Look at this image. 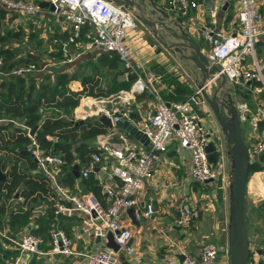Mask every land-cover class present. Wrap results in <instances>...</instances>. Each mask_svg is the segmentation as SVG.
I'll return each instance as SVG.
<instances>
[{
	"label": "built area",
	"instance_id": "2783aa9c",
	"mask_svg": "<svg viewBox=\"0 0 264 264\" xmlns=\"http://www.w3.org/2000/svg\"><path fill=\"white\" fill-rule=\"evenodd\" d=\"M47 1L54 6L52 13L69 24V42L77 45L82 27L88 24L91 29L87 34L86 48L103 47L104 50L115 53L126 75L134 76L130 87L119 92L120 104H112L113 100L109 97L99 100L95 97L90 109L79 111L76 118L86 120L104 113L111 118L114 126L79 170L81 178H88L94 173V179L100 185L104 199L99 198L91 189L71 191L63 185L60 180L64 166L61 154L47 150L35 137V133H30L32 129L26 128L29 140L25 151L35 161L34 173L46 177L51 190L56 194L54 214L82 215V230L95 241V246L85 252L81 264H117L118 251L106 246L107 236L112 233L119 250L125 248L128 254L132 252L127 243L133 234L124 225L123 215L130 207L140 208L139 193L145 182L152 177L157 156L167 150L169 140L176 138L179 146L189 151L190 176L198 182L223 179L225 176L229 178L225 173L224 150L221 149L216 162H209L206 146L212 140L213 132L200 121L201 116L209 114V109L199 91L189 94L183 100L167 104L160 97L157 87L163 83V74L135 63L126 40L128 31L136 30L137 24L134 13L128 7L118 5L112 0ZM220 2L221 0H212L213 16L221 8ZM169 5L171 10L180 15L198 7L194 0H169ZM0 8L24 16H33L42 10L38 2L33 0H0ZM237 19L239 27L234 33L217 34L210 24L201 28L199 33L210 46L207 52L210 61L219 66L228 82L241 86L253 81L259 83L252 88L254 108H250L247 103H242L237 108L240 122L248 123L255 134L254 143L248 148L252 161L254 156L264 150V95L261 97L264 94V75L256 55V42L264 33L259 0H238ZM44 70V66H38L35 62L7 68L5 58L0 56V78L28 76ZM142 93L152 97L153 105L145 109L140 119L134 123L129 100ZM121 117L133 123L146 136L150 144L148 150L136 147L128 133L115 128V122ZM210 133L212 136L208 137ZM47 137L54 139L52 136ZM154 212V204L147 202L135 217L150 218ZM196 215L194 207L183 199L180 215L175 223L186 227ZM29 229L21 232L17 240L9 236L7 228L0 231V237L8 238L14 244L15 254L10 264H27L31 256L39 253L46 243L45 237ZM48 242L52 253L69 255L73 252L71 237L61 228L50 230ZM218 253V246L208 241L202 245L198 254L182 252L183 258L179 259L178 264H216ZM225 253L228 260L227 247ZM259 259L264 264V249L260 252Z\"/></svg>",
	"mask_w": 264,
	"mask_h": 264
},
{
	"label": "crops",
	"instance_id": "0c3cea01",
	"mask_svg": "<svg viewBox=\"0 0 264 264\" xmlns=\"http://www.w3.org/2000/svg\"><path fill=\"white\" fill-rule=\"evenodd\" d=\"M33 1L39 4L44 0ZM151 1L163 12L169 14L170 20L176 18L182 27L189 29L191 36L199 42L201 50L204 52L208 51L210 47L199 33L205 25H212L215 32L220 35L234 33L239 27L237 19L238 0H221L220 5L221 7L225 5V9L219 8L216 14L214 16L211 14L210 17L207 15V4L210 0H194L198 3V7L189 9L185 15L177 14V12L171 10L169 0ZM259 10L264 20V0H259ZM153 16L149 15L148 18L162 17L158 12L154 13ZM90 29L91 27L88 24L82 27L80 38L77 45H75L68 40L70 34L69 24L63 18L53 14L49 8H42L39 13L33 16H24L0 8V49L8 48L5 42L9 39L14 40L11 36H15L16 32L20 36H24L27 51L17 53L13 59L31 57L35 63H42L46 70L22 76L28 82L30 78H33L37 89L41 83H53L56 75L60 72L76 75L77 80L71 82V88L74 90L81 89L80 79L87 75L94 76L95 79L98 78L104 88L105 83H108L107 77H101L100 72L94 71L92 68L98 64V54L104 49L100 47L86 48L87 34ZM157 30L166 40L168 39V43L172 41L168 32L159 26ZM150 35L149 38L143 37L140 31L136 29L129 31L127 40L131 45V49L145 61V63L137 64L163 74V83L157 85L160 97L165 102L185 99V95L178 94L176 89L178 84L187 87L191 93L199 91L201 75L194 63L191 60L180 58L178 52L174 53L167 50L156 36ZM256 51L259 52L260 57L256 55L264 75V33L259 36L256 42ZM104 73L106 76L107 68ZM15 77H6L5 79ZM127 77L128 75L124 72L119 74L117 79L125 80ZM215 82L218 84L220 79H216ZM258 84L257 81H253L246 86H241L227 81L226 89H232L230 93L233 95L232 99L237 108L240 104L247 103L253 109L252 95L254 93H252V88ZM210 86V91H212L213 87ZM120 91L108 96H100L111 98L113 100L112 104H120V98L118 97ZM263 95L261 94V97ZM147 96L142 100L137 99V96L129 100L134 112L132 114L134 123L138 121V117H141L145 109L153 105L152 97L148 94ZM83 97L91 98H84L85 100L82 102L80 98L79 105L71 114L73 120H79L76 119L79 111L90 109L91 104L94 102L93 98L98 96L85 95ZM205 115L207 116L206 125L209 131H216L218 127L212 114L207 113ZM243 123L246 122L241 124ZM109 132L110 130L107 129V132L98 134L95 139L90 141L91 146L99 148L100 143L104 141L106 134ZM129 137L133 145L145 149L142 142L133 136ZM243 139L247 148H249L255 140V134L251 132L245 138V133H243ZM2 154L0 153V157L3 156ZM225 165L229 166L228 163ZM227 166L225 173L229 175ZM30 167H32L30 170L34 173L35 166ZM190 167L189 151L180 147L176 138H171L167 150L158 154L153 165V175L145 182L138 196L140 208L143 207L144 203L152 202L155 206V212L150 218L141 217L137 219L135 214L139 212L140 208H134V220L132 214L127 210L125 211L123 223L131 229L133 234L127 247H130L132 252L128 254L125 248L118 250L117 264H178L182 252L198 254L202 245L208 241L218 242L224 247V254L218 256L216 264H228L225 248L227 247L229 213V178L225 176L223 179L217 178L209 182H198L190 176ZM62 175L64 176L65 172H61L60 178H63ZM62 184L71 191L87 189L80 177L72 185L66 184L64 181H62ZM17 192L19 193V191ZM15 194L12 197L15 205L10 209L23 207L24 198L21 196L14 197ZM97 195L99 198L104 199L101 187L97 190ZM183 199H186L197 212V215L186 227L175 223L180 215ZM246 199L248 264H261L259 254L264 249V170L249 174ZM48 207L49 204L45 200L34 203L31 207L29 222L22 224L21 227L11 228L8 218L10 209H6L7 206H5L6 211L0 216V221L4 228H7L8 233H12L13 239L17 238V233L21 234L29 228L32 232L43 236H47L51 229L61 228L71 237L73 250L71 254L52 253L50 244L46 241L40 252L33 254L27 264H81L85 252L95 246V241L82 230L83 216L78 213H65V215L58 217L53 213L54 216H49ZM13 246V243H8L5 239L0 238V264L11 263L12 257L6 258V250L13 249ZM8 255L10 256V254Z\"/></svg>",
	"mask_w": 264,
	"mask_h": 264
},
{
	"label": "trees",
	"instance_id": "16d2710c",
	"mask_svg": "<svg viewBox=\"0 0 264 264\" xmlns=\"http://www.w3.org/2000/svg\"><path fill=\"white\" fill-rule=\"evenodd\" d=\"M0 56L5 58L7 68L34 62L31 57L13 59L14 54L8 48L0 49ZM92 68L100 72L101 77H107L108 83H105V89L98 78L87 75L80 79L81 89L74 90L71 88V82L77 80V77L75 74L66 72L58 73L53 83H41L38 89L35 88L33 78H30L29 82L22 76L11 79L0 78V153H3L0 157V170L6 176L4 180H0V199L4 201L13 197L17 191L19 196L24 198L23 207L8 211L11 228L27 224L31 216V207L39 201H47L49 216H54V203L57 200L49 180L30 170L32 169L30 166H36V164L33 158L25 153V146L29 140L26 128H36L35 137L42 146L52 153L61 154L65 175H62L63 178L61 177L60 180L72 185L77 179L73 172L74 165H77L79 170L82 169L92 152L97 149L91 146L90 141L98 134L107 132V129L98 121L80 123L79 120L71 118L73 110L79 105L80 98L85 95L108 96L128 89L134 80L133 75H129L125 80L117 79V76L123 74L125 69L118 56L106 50L99 52L98 64ZM176 89L179 95L187 97L191 94L183 85L178 84ZM147 97L145 93L137 95V99L141 100ZM84 98L90 99L83 97L81 102L85 100ZM48 135L54 139H49ZM262 170H264V150L254 156L250 162L248 176L254 171ZM81 179L87 189L97 194L100 187L94 179V173H91L88 178ZM5 211V205L2 202L0 213ZM60 215L63 216L65 213L58 214L57 217ZM11 235L12 233L9 232V236L13 237ZM43 237L48 241V235ZM3 239L13 243L8 238ZM6 253L10 254L8 257L6 255V258L13 257L15 254L12 248L7 249Z\"/></svg>",
	"mask_w": 264,
	"mask_h": 264
},
{
	"label": "water",
	"instance_id": "95a60500",
	"mask_svg": "<svg viewBox=\"0 0 264 264\" xmlns=\"http://www.w3.org/2000/svg\"><path fill=\"white\" fill-rule=\"evenodd\" d=\"M118 5H123L128 8H134L138 14H134L136 20L151 27L152 34L157 37L159 42L171 52H178L180 58L191 60L198 68L201 78L199 84V92L205 99L209 114H212L217 123L218 129L214 131L212 140L206 146L207 157L209 162L214 163L219 158L223 149L230 161L229 171V213H228V226H227V249H228V264H248L249 261V247H248V234H247V199H246V186L248 178V170L250 164V156L248 148L243 139V127L239 120L237 107L232 99L230 89H226V76L221 72L219 66L212 63L207 55V52L201 50L199 42L191 36L189 29L182 27L179 21L175 18L170 20L169 14L163 12L151 0H112ZM42 8H49L54 10V6L47 0L39 2ZM207 15L211 16L213 10V3L210 0L207 4ZM225 5L222 9H225ZM160 13L161 18H147L145 13L154 17V13ZM170 34L169 38L172 39L170 43L167 42L165 37L158 32L157 27ZM103 49V47H100ZM220 79L216 84L215 80ZM213 83V86H212ZM209 85L212 88L210 91ZM96 99H102L101 96ZM169 104V102H167ZM137 113V112H136ZM199 115H202L199 112ZM140 116L138 117V120ZM84 121H98L108 130L113 129L111 118L104 113L98 116L87 118L86 120H79L80 123ZM117 130L124 131L132 135L135 139L142 142L145 149L150 148L148 139L137 127L128 120L121 117L115 122ZM36 128H33L30 133L33 134ZM208 137H211L212 134ZM25 153H27L25 151ZM73 172L76 178L80 177L79 167L74 165ZM5 174L0 170V180L5 179ZM212 181V179L205 182ZM17 192L14 197H18ZM133 207L127 209L133 215ZM130 241H128L127 246ZM106 246L117 252L119 246L114 242L112 233L107 236ZM183 258V255L181 256ZM147 264V263H144Z\"/></svg>",
	"mask_w": 264,
	"mask_h": 264
},
{
	"label": "rangeland",
	"instance_id": "374dc122",
	"mask_svg": "<svg viewBox=\"0 0 264 264\" xmlns=\"http://www.w3.org/2000/svg\"><path fill=\"white\" fill-rule=\"evenodd\" d=\"M134 14H138V11L136 10V9H134V8H129ZM145 16L148 18L149 17V15L147 14V13H145ZM136 24H137V30L138 31H140V33H141V36H143V37H146V38H149V37H151V35L150 34H152V31H151V27H149V26H147L146 24H144V23H142L140 20H136ZM129 31H133V30H129ZM129 31H128V33H129ZM15 36H11V37H13L14 38V40L13 39H9L8 41H6L5 42V44L8 46V49L11 51V53H13L14 55H16L17 53H19V52H22V51H27V47H26V44H25V42H24V36H20V34H18V32H16V34H14ZM16 36H18L17 38H16ZM16 38V39H15ZM127 38H128V35H127ZM5 44H3V46H5ZM126 45H127V47L128 48H130V50H131V53H132V56H133V58H134V60H135V62L136 63H145V61L140 57V56H137V53L135 52V51H133L132 49H131V45H130V43H129V41L128 40H126ZM3 49H7V47H5V48H3ZM256 54L258 55V57H260V55H259V52L258 51H256ZM142 60V61H140V60ZM37 65L38 66H41L42 65V63L40 64V63H37ZM48 68V67H47ZM46 70V69H45ZM232 89H230V91H231ZM233 96V95H232ZM82 98V97H81ZM236 105V104H235ZM206 120H207V116L204 114L203 116H201V118H200V121L202 122V124H203V126L205 127V128H207L208 129V127H207V125H206ZM242 127H243V133H245V138H246V136L249 134V133H251L252 131H251V128H250V126H249V124L248 123H243L242 124ZM209 130V129H208ZM224 155H225V159H226V162L228 163V165L229 166H227V169H228V172L230 171V161H229V159H228V157H227V155H226V152L224 151ZM226 163V164H227ZM0 202H3V204L5 205V206H7V208L6 209H10L12 206H14L15 205V203H14V200H13V198L12 197H10V198H7L6 200H0ZM4 213V212H3ZM3 213H0V216H2L3 215ZM3 228H4V226L1 224L0 225V231L1 230H3ZM17 233V232H16ZM9 234V233H8ZM16 235H18L17 236V238H16V240L20 237V234L19 233H17ZM217 246H218V248H219V253H218V256L219 255H221V254H224V247L222 246V244H220V243H218V242H214ZM218 258V257H217Z\"/></svg>",
	"mask_w": 264,
	"mask_h": 264
}]
</instances>
